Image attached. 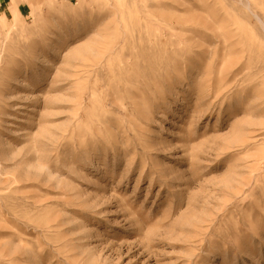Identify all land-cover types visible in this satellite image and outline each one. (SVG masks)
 Returning a JSON list of instances; mask_svg holds the SVG:
<instances>
[{
  "label": "rangeland",
  "instance_id": "rangeland-1",
  "mask_svg": "<svg viewBox=\"0 0 264 264\" xmlns=\"http://www.w3.org/2000/svg\"><path fill=\"white\" fill-rule=\"evenodd\" d=\"M0 264H264V0H0Z\"/></svg>",
  "mask_w": 264,
  "mask_h": 264
}]
</instances>
